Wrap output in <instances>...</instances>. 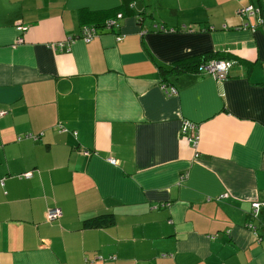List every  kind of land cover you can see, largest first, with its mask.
Returning a JSON list of instances; mask_svg holds the SVG:
<instances>
[{"label":"crops","instance_id":"0c3cea01","mask_svg":"<svg viewBox=\"0 0 264 264\" xmlns=\"http://www.w3.org/2000/svg\"><path fill=\"white\" fill-rule=\"evenodd\" d=\"M249 5L264 0H0V264H264V25L243 27ZM83 26L98 35L54 46ZM204 53L232 61L227 78L196 70Z\"/></svg>","mask_w":264,"mask_h":264},{"label":"built area","instance_id":"2783aa9c","mask_svg":"<svg viewBox=\"0 0 264 264\" xmlns=\"http://www.w3.org/2000/svg\"><path fill=\"white\" fill-rule=\"evenodd\" d=\"M237 15H239L240 17H250V16H255L256 17V22L253 25H249L247 22L243 24V27H249L251 30H254L257 26H262L264 25V7L262 8H255L254 6H243L240 7L236 10ZM117 18L122 17L121 13H118L116 15ZM115 20L114 19H109L106 21L105 26L107 28H111L115 25ZM156 27V26H155ZM163 28V27H161ZM16 29L20 32L23 33L26 30V26L22 25V24H17L16 25ZM98 35V32L96 31V27L94 26H83L81 28V34L80 36H77L75 38L69 37L67 39H65V41H59V42H55L54 46L57 48H62L65 43H72L74 40H76L77 38L82 39L84 42H89L90 40H92L93 38H95ZM18 41H21V38H18ZM53 46V44H52ZM232 65V61L225 59V58H205L202 59L198 62V64L196 65V70L198 72H202V73H206L209 74L210 76H212L214 79L216 80H223L225 78H227L228 73H229V69ZM162 89L164 90L165 93L167 94H174L176 93V89L172 86L167 87L166 84L162 86ZM3 115V112H0V116ZM58 129L60 131H65L66 128H64L62 125L58 126ZM188 131H191L190 134H187ZM181 133L186 135V138L188 139L189 142H191L192 146L194 149H196L197 144H198V140H199V133L197 131V127L196 124H194L192 121L183 120V125L181 128ZM24 138H37V135H33L30 133H26L23 135ZM20 138V137H19ZM87 153V152H86ZM197 155V153L195 152V156ZM108 161L113 164L116 165L117 161L113 158H108ZM23 176L25 177H29L31 176V172H25L23 174ZM261 203L259 202H253L251 203V212H250V216L251 218H255L256 214L258 213L259 207H260ZM61 217V212L58 208H51L47 211L46 213V222L51 223L54 220H57ZM247 227L249 229H251L252 231H254L255 227H253L251 224H247ZM99 259H101L99 257ZM90 262V261H88Z\"/></svg>","mask_w":264,"mask_h":264},{"label":"trees","instance_id":"16d2710c","mask_svg":"<svg viewBox=\"0 0 264 264\" xmlns=\"http://www.w3.org/2000/svg\"><path fill=\"white\" fill-rule=\"evenodd\" d=\"M209 53H204V55H208ZM207 57V56H205ZM207 58H212L211 54ZM215 58V57H213ZM221 59V58H220ZM223 59V58H222ZM196 67V66H195ZM184 70V68H182ZM161 73L164 74L165 71L161 68ZM165 80V79H164ZM114 224V218L112 215H104L98 216L84 221L83 227L87 229H95V228H107Z\"/></svg>","mask_w":264,"mask_h":264}]
</instances>
